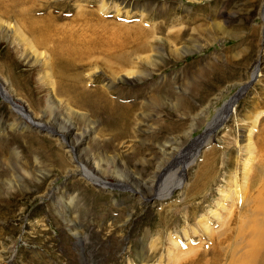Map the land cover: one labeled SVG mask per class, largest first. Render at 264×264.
<instances>
[{
  "label": "rangeland",
  "instance_id": "rangeland-1",
  "mask_svg": "<svg viewBox=\"0 0 264 264\" xmlns=\"http://www.w3.org/2000/svg\"><path fill=\"white\" fill-rule=\"evenodd\" d=\"M16 5V11H33L26 17L13 13L16 18L12 19V13L0 10L4 23L0 33H21L32 43L35 37L47 35L53 41L71 38L78 42L117 37L128 52L138 45L134 38H142L150 47L139 55L154 57L156 64L148 66L136 54L129 55L128 69L147 77L140 83L126 82L122 76L115 79L100 69L96 59L84 61L90 65L79 69L89 88L99 87L110 101L131 111L130 121L102 107L97 113L75 110L68 116L77 133L94 126L84 155L97 156L92 162L100 169L104 185L99 186L86 179L70 144L54 136L48 123H42L45 128L39 130L27 121L24 131L12 130L11 125L22 118L15 109L41 123L37 119L46 111L49 97L56 96L51 86H44L43 76L50 72L38 55L46 51L49 57L47 48L53 43L35 44L24 55L13 40L0 37V83L14 100H6L0 91V148L6 150L0 154V264H179L190 258L212 264L213 245L200 230V221L220 211L222 224L217 217L211 218L208 234L224 231L227 207L238 202L233 192L245 171L244 161L250 170L248 157L253 156L256 165L264 155V114L259 115L264 112V77L262 82L259 77L252 80L257 58L264 63V0H18ZM28 18L41 19L45 34L32 35L24 22ZM48 22L51 27L44 30ZM201 25L221 30L199 36L195 30ZM184 29L181 41L174 43V32ZM173 49L178 50L177 56L171 53ZM48 59L52 65L54 58ZM51 75L54 82L57 77ZM247 81L251 82L245 87ZM234 98L236 103L223 121L207 133ZM180 100L191 107L179 108ZM60 112L70 114L67 108ZM82 114L87 117L81 119ZM164 147L175 162L178 159L174 166L164 162ZM14 150L17 159L9 153ZM208 157L210 172L200 179L201 193L192 201L191 190ZM113 159L117 163L107 162ZM121 166L141 184L149 186L156 173L165 170L168 176L172 170L184 178L185 185L168 198L144 201L138 187L123 182L124 173L118 178ZM256 189L250 194L255 196L263 183ZM63 196L79 200L80 237L56 214L54 204L63 201ZM246 204L239 203L240 213ZM178 238L184 247L180 246L182 255L176 257L171 240ZM241 240L238 237L230 242L231 247L225 246L228 251L237 248L239 254L245 248L243 243V247L236 244ZM197 249L206 254H197ZM227 263V257L220 262Z\"/></svg>",
  "mask_w": 264,
  "mask_h": 264
},
{
  "label": "bare ground",
  "instance_id": "bare-ground-1",
  "mask_svg": "<svg viewBox=\"0 0 264 264\" xmlns=\"http://www.w3.org/2000/svg\"><path fill=\"white\" fill-rule=\"evenodd\" d=\"M16 1L18 0H14L13 1L14 4L12 5L11 0H0V10L10 15L11 13L12 15L13 13H16V16H20V17H22L23 15L24 17H26L28 13L31 14V12L33 11L32 9L27 10V8H24L21 11H16L18 9V8L16 10L14 9V7L17 6ZM13 18H16V17H14L13 15L12 19ZM1 19L2 18H0V25L4 26V23ZM24 22L28 24L26 26H28L32 35L35 36L39 32L41 34H45L46 31H43L40 28L39 23L42 22L41 19H38V18L29 19L28 18V19H25ZM50 25L51 23L48 22L46 26L43 27V29L47 30V28L51 27ZM220 30H219V27L216 25H213L210 27L201 25L200 28L196 29L195 31L199 34V36L200 35L205 36L207 34L215 35ZM186 31L187 30L184 29L178 32H174V34L172 35V38L174 39V43L178 44V42L181 41L182 35ZM14 33L15 34H6L4 31L0 33V37L13 40L17 50L23 51L25 53V54L23 53L24 55L29 53V50L31 48L34 49L35 44H37L38 47L39 46L47 47L48 41H51L53 43V45L50 48H47L48 52L50 53L49 57L54 58V63L52 65L48 64L49 57H48V54H46L47 53L46 51L44 52H39L38 50L37 51L38 53H42L38 55L41 56L42 59L45 61L46 68L47 66L49 67V72L53 74L54 77H57V79L55 78L56 80L53 82V77L50 73L49 75L44 74L43 76V79L46 82L44 83V86L46 84L47 86H51L56 96L51 95V97H49V104L46 108V111H43L42 112L43 115H41V117L37 119L41 123H37V121L34 118H32L30 114H26L22 109L20 110H22L24 113L18 109H15V111H17L18 113L22 115V118H19V121L11 125L12 130L16 129V130L24 131L26 127H29L26 123L27 121L28 122L30 121L31 124L36 129H39V130H43L45 128L44 124L42 123H48L52 127V129L50 128L48 129L51 130V131L49 130L50 132L54 133V136H58L59 139L62 140V142H66L70 144V148H71L70 151L76 153L75 161L79 163L78 165L82 173L86 177V179H88V181L92 182L93 184L103 186L104 184L101 182L100 177L98 176L100 169L94 166L95 164L94 161L92 162V160H94L97 156L91 155V157H87L88 154L84 155L87 152L86 143L88 140V136L91 133V131H93L94 126L92 127L89 126L88 130H85L82 133H77L76 132L77 126L69 119V117L70 115L75 114L74 113L75 110L77 112L78 110H80V111H86L90 113L91 112L97 113L98 111L97 109L102 107L104 108V110L109 111L110 113L114 114L116 117L121 118L123 115L122 118L124 119L128 118V120L130 121L131 111L128 110L129 107L121 106L118 104V102L110 101L109 97H107L106 95H103L104 93L100 91L99 87L97 86L92 87V88H95V90L89 88L87 86V83H84V76L82 75L79 69H81L82 66L84 68L90 65V64L84 63V61L86 60L92 61L93 59L94 60L96 59L98 60L97 61L98 63L96 64L99 65L100 69L106 70L115 79L117 76L118 77L122 76L121 78H125L123 80H125L126 82L128 81L126 79H129V80L134 79V81L140 83L146 80L147 77L145 75H142V77H140L137 75L136 71L134 70L132 71L128 69V67H130L131 65L129 63L131 61V59L129 58L130 57L129 55L136 54L137 59L140 61V63L146 64L148 66L152 64L154 65L155 63V60L153 59L154 57L139 55V53H143L144 51H147L148 47H150L148 45L147 40L135 37L134 40H137L136 42H138V45L129 49L130 52H128V49H126L127 48L126 44L117 41L116 39L117 37H114V36H113L114 38L112 39L99 37V39H95L93 41L82 39L81 41L78 42L71 38L62 39L63 41H55V40L53 41L52 38H50L49 35H47V36L35 37L33 39L34 42L32 43L31 39L29 40L28 38L24 37L21 33H16V32ZM32 53L36 54L35 52H32ZM97 53L98 54L105 53V54H104V57H99V56H96ZM171 53L177 56V53L179 52L178 50L173 49L171 50ZM257 59L258 60H256L255 62L256 71L252 74L253 75L252 80L253 79L255 80L256 78L258 79L259 77V82H262L264 75H261V74H263V71H264V63L262 60H260V56ZM35 63H37V61H35ZM250 82L249 83L248 81L245 82L244 84L246 85L244 86L247 87L248 85H250ZM0 91L2 92V94L4 95L3 97L6 100L9 99L11 102L14 101L12 97L8 95V92L5 90L2 83H0ZM58 94L60 95L61 98L62 97L63 98L65 97V98L63 100L60 98L61 99L60 100L58 97ZM100 95H103V96L100 97ZM60 103H61V108L69 109L70 114L66 115V114L61 113L62 111L60 112V110H62L60 109V105H59ZM179 103L180 104H177L179 108L180 107L183 108V106L186 109L191 107L189 106V104H186L185 101L183 102L182 100H180ZM235 103H236V100L234 98L230 103H228L224 107L223 111L218 114L215 121H213V123L209 125V129L207 133L212 132L218 126V124H220L223 121L224 115L230 111V109L232 108L233 105H235ZM262 114H264V112L259 113V115H262ZM259 115L256 117V122L260 118ZM47 116H50V121L44 122ZM79 117L83 119V118H86L87 116L82 114V116L80 115ZM262 121L264 122V119H262ZM1 129H0V133L2 132ZM262 133L264 134V125L262 128ZM248 140H249L248 150L252 152L254 145L251 142H253V140L250 137ZM10 152L11 154L13 153V158H16V159L18 158V152H16L15 150L9 151V153ZM163 152H166V149ZM262 152L263 151H261V153ZM5 153H6V150L2 151V148H0V154L4 155ZM188 154H187V157H191V154L189 156ZM174 157L175 156H173L171 153L166 152L164 162L165 163L170 162L174 166L175 165L174 163H178V159L176 162L175 160H173ZM247 160L252 163V166L250 170H247L246 166L248 165V163L244 161L245 167H243V169H245V171L243 172L242 177L239 179L238 185L236 186L237 189H235L233 192V194L237 195L236 201L238 200V202H236V204L234 203L233 204L234 206L233 205L228 206L227 211L225 209V211L227 212L226 214L227 219L225 221L224 231L221 233H218L217 235L208 234L210 229H212V227L210 226L213 224V220L211 218L217 217V219H220L222 217L221 215L222 213L220 211L218 212L216 211V214L213 215L214 217H211V218L203 217L202 221H200V223L203 224V225H200V228H201L200 230H202L204 233L208 235L209 241L213 245V249L210 250L214 252V258H213L212 264H220L222 260L224 261L225 257L229 258L230 264H264V155L262 156L261 154V157L256 165H254L255 163H253L254 161L253 156H249ZM107 162H112V164L117 163L116 159L108 160ZM209 162L210 160L208 157L206 159L205 166L203 165L204 166V168H202L203 170L202 171L200 170L201 172L196 180L197 184L194 186L195 188L193 187L194 189L191 190L192 194L189 193L190 196H192V201H193V197L195 196L198 197V194L201 193V190H198L197 187L200 182V179L202 177H207L208 172H210ZM231 162H232V158H231ZM164 172L165 170L163 172L156 173V176H155L156 178L154 177L155 179H153V181L151 182V185L149 186L148 184L145 185V184L138 183L137 178L135 176H132L130 172H128L122 166L120 167V170H118V178L123 176L122 173H124L127 179L124 180L123 182H129L130 185L138 187L136 191L139 194L140 198L142 199L143 197L144 201H151L154 198L155 199H162L166 197L168 198L172 194V192H174L176 189H180L182 186L185 185L184 178L182 176L179 177L178 175H175L172 170L170 171L169 173L170 175L168 176H166ZM260 182L263 183V189L260 190L255 196L251 195L250 193H252L254 190L257 191L256 188L258 187V184ZM63 197H64L63 201L61 199L59 200V203L56 202V204H54L56 208L57 207L59 208V209L57 208L58 211L56 210V214L68 224L69 226L68 230L73 235L80 237L79 234L81 233V225H80L79 214L77 213L79 200L68 199L65 196ZM246 202L247 204L244 206L243 212L240 213L238 211L239 203H242L243 205ZM236 205L238 206L237 208H235ZM220 206L223 209L226 207V206L223 207V204ZM220 224H222L221 219H220ZM235 233L237 234L236 237H234ZM238 237L242 238V240L241 242L239 243L237 242L236 244H240V245L241 243L245 244V248L242 249L241 251L242 253L239 252L240 255L237 254V251H238L237 248L235 250H230L231 249L230 248L229 249L230 251H228L227 248H229V246L227 248L225 246L226 244L230 245V242L232 243V241H234V239H237ZM186 238H191V236H189V234L188 235L186 234ZM173 240L174 239H172L171 242L173 245L172 251L174 255L176 257L179 254L182 255L181 247H180V246H183L181 245L182 239L178 238L176 241H173ZM190 240H193V238ZM237 246L240 248L242 245L241 246L237 245ZM189 250H191L190 252L194 251L192 249H189ZM226 250L228 252H226ZM200 251L202 252V250H198L196 253L198 254V252ZM202 253L206 254V251H203ZM204 257H202V259H205ZM183 260L178 263L179 264H200L199 261L198 260L195 261L196 259L194 258L193 259L190 258L185 261ZM84 264H88V263L85 262Z\"/></svg>",
  "mask_w": 264,
  "mask_h": 264
}]
</instances>
